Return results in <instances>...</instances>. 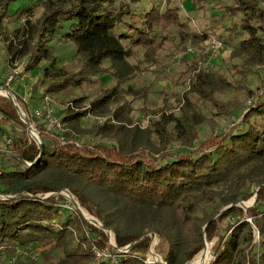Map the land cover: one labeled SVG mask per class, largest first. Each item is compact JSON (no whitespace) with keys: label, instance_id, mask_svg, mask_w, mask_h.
Here are the masks:
<instances>
[{"label":"trees","instance_id":"trees-1","mask_svg":"<svg viewBox=\"0 0 264 264\" xmlns=\"http://www.w3.org/2000/svg\"><path fill=\"white\" fill-rule=\"evenodd\" d=\"M15 1L0 0V27ZM41 1L40 15L28 17L6 38L10 39L9 60L26 56L25 69L32 70L46 59L49 64L44 73L60 77L46 85L47 92L80 85L110 69L117 82L92 99L90 109L112 110L123 122L106 121L92 128L96 134L113 139L115 143L110 146L61 143L56 135L45 134L41 135V148L12 100L4 97L0 101L4 116L23 126L21 132L10 135L13 151L0 172V260L14 247L37 242L49 247L44 253L47 258L53 250L61 252L57 261L45 264H114L98 259L93 250L94 245L111 246L103 228L76 207L62 216L63 211H69L63 206L67 198L62 193L43 197L46 192L68 188L84 208L113 230L118 246L132 243L120 255L121 264H149L148 231L157 232L160 240L156 246L159 252L163 249L166 261L162 262L152 249L150 258L155 264H185L201 250L196 264H203L207 245L211 249L205 241L214 239L213 257L204 264H264V99L252 102L245 112L244 128L212 135L190 152L170 153L168 144L175 138L171 124L176 137L192 146L197 125L205 120L202 113L191 110L197 104L192 94L221 106L214 95V76L205 70L197 72L191 91L185 93L182 113L162 112L145 128L125 125L131 121L132 104L124 100L122 90H136L121 83L138 69L130 60L135 46H144L147 57H155L161 43L153 32L159 25L178 21V7L161 11L153 6L137 25L132 21V1L138 0ZM260 2L234 0L225 5L230 14L242 13L241 21L230 29L241 27L248 33L239 39L233 54L247 53L256 61L264 59V7ZM21 8L22 13L29 9L26 5ZM64 22H68L67 38L76 44L82 58L76 71L57 66L58 57L49 43ZM122 24L128 25V30L117 31ZM207 34L196 32L194 36L203 39ZM124 39L130 41L129 46ZM107 58L109 68L104 65ZM73 100L82 102L84 98ZM112 103L118 105L112 109ZM84 115L86 110L70 109L63 120L83 129L80 120ZM153 132L159 143L152 139ZM17 193L32 195L4 196ZM255 194L257 200L249 207L237 203Z\"/></svg>","mask_w":264,"mask_h":264},{"label":"rangeland","instance_id":"rangeland-1","mask_svg":"<svg viewBox=\"0 0 264 264\" xmlns=\"http://www.w3.org/2000/svg\"><path fill=\"white\" fill-rule=\"evenodd\" d=\"M233 1H132V7L135 12L132 21L137 25L140 24L145 12L153 6L158 7L161 11L170 6H177L179 19L178 21L167 23L165 26L159 25L156 31L153 32L156 41L161 43L155 52L154 58L150 59L147 57L144 46H135V52L130 56V60L138 65V69L130 78L121 83L124 87L130 85L133 90H136V92L122 90L124 100L132 104V118L131 121H125V125H138L141 128H145L150 125L153 119L159 118L162 112L180 115L185 102V93L191 91V81L195 74L200 70H205L216 79L214 95L222 103L221 106L213 104L210 100L199 99L196 94H192L197 104L195 103L191 110L195 109L202 113L205 116V120L197 125L198 134L192 146L184 144L181 139L176 137V131L173 124H171L170 130L175 135V138L168 144L170 153L190 152L212 135H224L244 128L245 124L242 121V117L250 108L251 103L257 99H264V59L256 61L249 58L247 53L241 55L233 54L239 39L248 35L241 27L230 29L235 22H240L242 18V13L230 14L225 11V5ZM41 2V0H17L11 3L9 14L3 19V26L0 27V86L7 87L15 94L22 105L21 108H23V111L25 109L27 115H29L31 123L40 130L37 134L41 139V135L51 133L52 136L56 135L61 143L65 142L63 138H68L71 142L77 140L81 143V146L90 148H95L99 144L113 145L115 143L113 139L96 134L92 131V128L106 121L112 123L123 121H119L112 110L97 112L90 109L92 99L100 95L103 89L117 82L110 69L94 75L92 79L80 85L70 86L62 91L47 92L45 89L46 85L53 78L58 79L60 77H49L44 73V67L49 64L46 59H43L32 70L25 69L26 56L18 57L14 62L9 61L8 39L6 38L14 34L17 28L23 26L28 17L34 19L40 15L43 11ZM260 3L264 7V0H261ZM25 5L29 9L22 13L21 7ZM67 26L68 22H64L61 29L49 39V43L58 57L57 66L64 65L68 71H76L82 64V58L77 54L76 44L67 38L65 33ZM118 30H128V25L122 24L118 27ZM196 32H207L208 34L206 38L200 39L194 36ZM214 38L223 41L217 50H214ZM123 41L126 46L130 45L128 39ZM188 48H192V51L188 50ZM104 65L109 68V58L105 59ZM12 71L13 78L8 80L7 77ZM19 84L20 86H18ZM19 87L21 94L17 90ZM1 89L0 101H4V97L8 96L2 93ZM144 90H146L145 95ZM46 93L50 94L54 114L60 119H63V116L70 109L75 111L86 110V115L80 120L83 129L75 128L68 121L62 120L63 122L65 121V129L58 132L57 127L54 126L49 133L46 125L40 122L32 112L34 108L42 107L45 104ZM81 96L84 98L82 102L73 100L75 97ZM117 105V103H112V109ZM101 115H108V117L105 121L100 120L99 117ZM0 123L2 132L8 136L23 130V126L18 121L6 118L1 111ZM152 139L159 143V138L155 132L152 133ZM74 144L77 145L76 143ZM12 147L6 139L0 141L1 170L4 166V161L8 159L7 155L13 151ZM154 154L155 156L159 155L157 152ZM254 199L255 195L244 200V204L250 205ZM69 212L63 211L62 216L68 215ZM112 239H114L113 235ZM159 240L156 238L154 242L158 243ZM214 241L215 239L207 241L211 244V249ZM156 242L154 248L157 254H155H159L164 260L163 249L159 252L160 249L159 247L157 248ZM47 248L49 247L37 242H33L28 247H14L10 254L0 260V264H45L57 261L61 252L53 250L52 254L47 258L44 254ZM211 249L208 247L205 251L201 259L203 264L210 261L213 257L214 252ZM149 255L148 248L146 259ZM159 255L158 257L160 258Z\"/></svg>","mask_w":264,"mask_h":264},{"label":"built area","instance_id":"built-area-1","mask_svg":"<svg viewBox=\"0 0 264 264\" xmlns=\"http://www.w3.org/2000/svg\"><path fill=\"white\" fill-rule=\"evenodd\" d=\"M10 39H8L9 41ZM7 41V42H8ZM6 42V41H5ZM17 42V40L15 41ZM213 42H214V45H215V48L214 50H217L221 45H222V42L221 40L217 39V38H214L213 39ZM188 50L192 51V48H188ZM18 57L16 58H12L10 59L9 61L10 62H14L15 60H17ZM8 80H11L13 78V71L9 74V76L7 77ZM51 96L49 93H46L45 94V104L42 105V107H36L32 110L33 112V115L36 116L40 122L44 123L47 127V130L48 132L50 133V129L54 128V126L57 127L58 129V132H61L63 129H65L64 127V122L62 121L63 119H60L59 117H57L55 114H54V108L52 106V102H51ZM254 102V101H253ZM252 104V103H251ZM27 114V113H26ZM108 117V115H104V116H100L99 119L100 120H106V118ZM1 123H0V141H2L3 139H6L8 141V143L10 145L13 144V141H12V138L11 136H8L7 134L3 133L2 132V129H1ZM32 126L37 130V132H39L40 130H38L33 124ZM47 132V131H46ZM51 134V133H50ZM64 139V138H63ZM63 141H69V140H66L64 139ZM74 143H76L78 146H81V143L78 142L77 140H73ZM1 170V169H0ZM63 193V195L67 198V202L65 203V201L63 202V206L67 209V210H73L76 206L74 204V202L70 199L71 196H73V193L70 192V191H67V190H61ZM52 192V191H50ZM50 192H46L44 195L50 193ZM72 195H71V194ZM57 194V193H55ZM77 208V207H76ZM86 210V211H85ZM84 215L88 216V217H95L94 215H92L86 208L82 207V210H81ZM86 212H88L89 214H87ZM112 232V231H111ZM149 235L151 236V243H150V246H149V252L152 253V249L154 250L153 252H155V242L154 240L156 238L159 239V236L157 234V232H155V234H152L151 232L149 233ZM110 237V235H109ZM110 247H104V248H101V247H98L96 245L93 246V250L96 254V257L98 259H107V260H110L111 262H113L114 264H121V261H120V255L122 253H126L130 248L127 247V245L125 246H118L116 241H115V237L114 239H112V234H111V237H110ZM157 243V242H156ZM156 253V252H155ZM157 254V253H156ZM159 255V254H158ZM160 256V255H159ZM161 258V261L166 263V261H164L162 259V257L160 256ZM147 263L151 264L152 262H155V260L151 259L150 258V255L149 257L147 256V259H146Z\"/></svg>","mask_w":264,"mask_h":264},{"label":"water","instance_id":"water-1","mask_svg":"<svg viewBox=\"0 0 264 264\" xmlns=\"http://www.w3.org/2000/svg\"><path fill=\"white\" fill-rule=\"evenodd\" d=\"M2 88H7V87H4V86H0ZM13 93V92H12ZM14 97L12 95H7L14 103L15 107L17 108L18 112H19V116L20 118L26 122L28 124V127H29V132H30V135L33 137V139L38 143L39 147L42 148V139L41 137H39V135L37 133H35V131L33 130V126H32V123L30 121V117L29 115H27V118H24L21 114V103L19 102V100L17 99V97L15 96V94L13 93ZM26 164H30L27 160H23ZM63 190H67V191H70L68 188H64ZM71 192V191H70ZM55 193H63L61 190L60 191H52L46 195H44L43 197H48V196H51V195H54ZM64 194V193H63ZM5 196H8V197H14V196H20V195H32L31 193H17V194H4ZM36 195H39V194H36ZM70 199L74 202L75 206L77 208H79L80 210H82V205L80 204L79 200L76 199L75 195L73 194V196L70 197ZM257 200V195L255 194V199L253 201L252 204H254ZM238 204H241L243 205L245 203L244 200H242L241 202H237ZM250 204V205H252ZM249 204H244L243 206L245 208L249 207L250 206ZM228 206L230 205H227L226 207H224L223 209L227 208ZM86 217L91 221L93 222L94 224L98 225L99 227L103 228L107 233L108 235H110L111 237V231L113 232V230H111L110 228H106L103 223L97 218V217H88L86 215ZM96 218V219H95ZM152 233V234H155L156 231H148L146 234H149V233ZM256 235H258V231L256 230ZM114 237H115V234H114ZM206 242L207 240L205 241V245H206ZM132 243H129L127 244V247H131ZM205 247V246H204ZM194 257H192L191 259H193ZM191 259H189L188 261L185 262V264H187V262H189ZM155 262H152L151 264H155Z\"/></svg>","mask_w":264,"mask_h":264},{"label":"bare ground","instance_id":"bare-ground-1","mask_svg":"<svg viewBox=\"0 0 264 264\" xmlns=\"http://www.w3.org/2000/svg\"><path fill=\"white\" fill-rule=\"evenodd\" d=\"M2 87H0V89H1ZM6 89V90H5ZM1 92L2 93H4V94H6V95H12L13 97H14V95H13V93L11 92V90H9L8 88H4V89H1ZM25 110V109H24ZM21 114H22V116L24 117V118H27V114H26V111H25V114L21 111ZM33 130L35 131V133H37V130L33 127ZM71 194V193H70ZM72 195V194H71ZM86 211V210H85ZM88 213V212H87ZM89 214V213H88ZM96 219V218H95ZM114 234V233H113ZM207 244V243H206ZM208 247H209V245H207V249H208ZM202 251V250H201ZM200 251V252H201ZM199 252V253H200ZM198 253V254H199ZM198 254H196L195 256H194V258L193 259H191L189 262H187V264H189V263H191V264H196L197 263V261H196V259H197V255Z\"/></svg>","mask_w":264,"mask_h":264},{"label":"crops","instance_id":"crops-1","mask_svg":"<svg viewBox=\"0 0 264 264\" xmlns=\"http://www.w3.org/2000/svg\"><path fill=\"white\" fill-rule=\"evenodd\" d=\"M18 86H20V84H19ZM17 90H19V92H20V94H21V89H20V87H19ZM21 111L25 114V110L23 111V108H21Z\"/></svg>","mask_w":264,"mask_h":264}]
</instances>
